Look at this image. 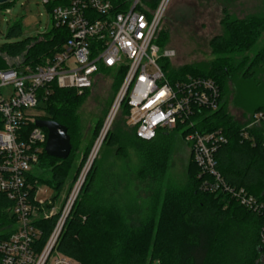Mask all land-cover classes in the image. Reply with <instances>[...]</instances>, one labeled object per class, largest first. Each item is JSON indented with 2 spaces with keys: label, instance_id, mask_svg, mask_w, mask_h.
I'll return each mask as SVG.
<instances>
[{
  "label": "trees",
  "instance_id": "trees-1",
  "mask_svg": "<svg viewBox=\"0 0 264 264\" xmlns=\"http://www.w3.org/2000/svg\"><path fill=\"white\" fill-rule=\"evenodd\" d=\"M160 1L147 0L151 9H155ZM223 25L225 33L211 40L215 54L221 56L212 64L210 71L194 66L174 69L170 59H161L160 62L172 81L188 74L216 81L221 90L220 106L213 112L202 110L203 116L196 128L200 132L220 129L225 133L228 142L216 153L224 181L264 199V123L247 128L249 120L242 123L236 119L224 101L226 83L243 69L248 60L243 54L250 51L264 33V17L238 19L226 13ZM22 35L20 21L9 26L6 33L9 41L0 46V70L9 66L6 56L24 54L28 61L43 63L64 43L69 33L52 28L39 37L20 39ZM162 40L159 29L156 43L164 49ZM226 53L231 56H226ZM255 63L264 66V48L254 57ZM115 73L119 80L118 92L124 72ZM50 87L51 93L41 103L45 110L41 119L54 120L67 127L72 151L65 160L51 157L43 151L38 167L46 174L40 177L30 173L32 192L41 183H47L57 191L63 190L68 181L74 184L87 158L85 155L81 162L76 160L75 133L79 125V109L89 89L78 92L73 88H59L56 84ZM262 109L264 105L251 115ZM121 112L127 119L129 109L125 102ZM30 127L34 128L35 124ZM102 127L103 124L98 126L97 133ZM131 128L134 133L128 142L145 161L147 169L142 173H147L150 182L157 185L151 196L148 218L139 226L128 224L126 216L114 204L101 201L97 189L100 170L94 161L80 188V197L67 216L58 250L82 264H264V246L260 236L264 215L246 209L226 192L213 193L204 189L205 177L199 176L201 170L191 153L189 183L180 188L169 186L163 189L161 179L170 164L177 134L160 132L152 140H143L137 136L136 129ZM110 130L104 140L111 144L119 142L118 134ZM181 138L184 141L183 136ZM8 206V200L0 195V239L11 232L8 231L12 222L6 210ZM59 218L60 214H55L39 221L42 232L40 245L46 243Z\"/></svg>",
  "mask_w": 264,
  "mask_h": 264
},
{
  "label": "built area",
  "instance_id": "built-area-1",
  "mask_svg": "<svg viewBox=\"0 0 264 264\" xmlns=\"http://www.w3.org/2000/svg\"><path fill=\"white\" fill-rule=\"evenodd\" d=\"M42 2L50 8L53 28L64 29L69 36L43 63L28 61L24 54L6 56L9 66L0 70V195L9 202L6 210L12 220L10 234L0 239V264H82L57 248L82 179L67 197L46 243L40 245L39 221L60 210H47V202L37 196L38 188L31 191L30 173L38 165L48 137V132L36 126L41 114L33 109L43 110L41 103L51 93L50 85L83 92L103 71H123L124 77L99 140L111 129L125 102L127 124L136 129L139 138L152 140L160 132L183 136L201 170L199 176L205 177L204 189L226 192L246 209L264 215V199L223 179L216 153L228 142L225 133L196 128L202 110L219 108V85L212 78L191 74L172 81L160 62L176 56L174 49H162L156 43L170 0H161L155 9L147 0ZM262 123L264 109L251 115L247 128ZM260 236L264 246V223Z\"/></svg>",
  "mask_w": 264,
  "mask_h": 264
},
{
  "label": "rangeland",
  "instance_id": "rangeland-1",
  "mask_svg": "<svg viewBox=\"0 0 264 264\" xmlns=\"http://www.w3.org/2000/svg\"><path fill=\"white\" fill-rule=\"evenodd\" d=\"M226 13L238 19L264 17V0H170L159 29L163 45L176 52V56L170 59L174 69L194 66L210 71L212 64L221 56L215 54L211 40L214 36L225 33L223 20ZM17 21L21 22L23 28L20 39L39 37L54 26L50 8L42 0H7L0 3V46L9 41L6 33L9 26ZM262 48L264 33L255 46L243 54L248 57L247 62L243 64L242 70L229 78L225 86L224 101L227 109L242 123L250 121L252 112L264 105V66L254 64V57ZM225 55L231 56L229 53ZM118 82L115 72L103 71L95 76L93 86L79 109V125L75 133L76 160L81 162L86 155V161L77 181L74 184L68 181L61 191L47 183L39 184L37 196L47 202V210L55 208L60 210L57 214L61 215L64 203L76 183L82 179V185L84 184L96 161L100 170L97 189L101 201L114 204L126 216L128 224L139 226L148 218L151 196L157 185L150 182L147 173H142L147 169L145 161L128 142L134 131L127 124L125 113L120 111L110 130L118 134L120 141L111 144L104 140L105 135L101 146H96L101 138V132L97 133L98 126L104 124L116 98ZM33 112L45 114V110L38 108L33 109ZM176 139L170 164L161 179L163 189L169 186L180 188L189 183L191 149L181 135L177 134ZM32 172L40 177L46 174L38 165L33 167ZM79 197L78 194L77 198Z\"/></svg>",
  "mask_w": 264,
  "mask_h": 264
},
{
  "label": "water",
  "instance_id": "water-1",
  "mask_svg": "<svg viewBox=\"0 0 264 264\" xmlns=\"http://www.w3.org/2000/svg\"><path fill=\"white\" fill-rule=\"evenodd\" d=\"M7 0H0L5 3ZM36 126L46 129L48 137L46 141V153L55 158L67 159L72 151L71 137L66 126L49 119H38Z\"/></svg>",
  "mask_w": 264,
  "mask_h": 264
},
{
  "label": "bare ground",
  "instance_id": "bare-ground-1",
  "mask_svg": "<svg viewBox=\"0 0 264 264\" xmlns=\"http://www.w3.org/2000/svg\"><path fill=\"white\" fill-rule=\"evenodd\" d=\"M102 144V140H99V142L97 143V147L99 148Z\"/></svg>",
  "mask_w": 264,
  "mask_h": 264
}]
</instances>
